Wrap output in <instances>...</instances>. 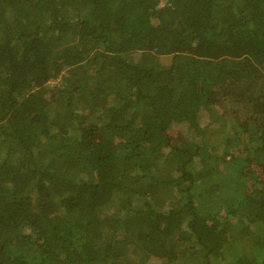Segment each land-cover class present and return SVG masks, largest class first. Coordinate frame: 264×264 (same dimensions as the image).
Returning <instances> with one entry per match:
<instances>
[{
  "label": "trees",
  "instance_id": "obj_1",
  "mask_svg": "<svg viewBox=\"0 0 264 264\" xmlns=\"http://www.w3.org/2000/svg\"><path fill=\"white\" fill-rule=\"evenodd\" d=\"M0 264H264V0H0Z\"/></svg>",
  "mask_w": 264,
  "mask_h": 264
},
{
  "label": "rangeland",
  "instance_id": "obj_2",
  "mask_svg": "<svg viewBox=\"0 0 264 264\" xmlns=\"http://www.w3.org/2000/svg\"><path fill=\"white\" fill-rule=\"evenodd\" d=\"M74 107H75V111L77 112V107L74 105ZM84 108V107H83ZM201 121H202V124L203 123H207L208 122V116L206 117V116H203V118L201 119ZM184 128V129H183ZM181 129H183V130H185V127L184 126H181Z\"/></svg>",
  "mask_w": 264,
  "mask_h": 264
}]
</instances>
